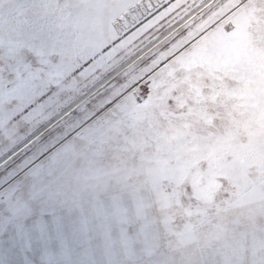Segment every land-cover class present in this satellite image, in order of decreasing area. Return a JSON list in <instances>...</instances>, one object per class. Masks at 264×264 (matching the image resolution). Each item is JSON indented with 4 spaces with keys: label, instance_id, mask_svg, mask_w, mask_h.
Returning <instances> with one entry per match:
<instances>
[{
    "label": "snow or ice",
    "instance_id": "snow-or-ice-1",
    "mask_svg": "<svg viewBox=\"0 0 264 264\" xmlns=\"http://www.w3.org/2000/svg\"><path fill=\"white\" fill-rule=\"evenodd\" d=\"M204 2L0 0V264H242L264 232V0L130 59Z\"/></svg>",
    "mask_w": 264,
    "mask_h": 264
},
{
    "label": "rangeland",
    "instance_id": "rangeland-1",
    "mask_svg": "<svg viewBox=\"0 0 264 264\" xmlns=\"http://www.w3.org/2000/svg\"><path fill=\"white\" fill-rule=\"evenodd\" d=\"M245 2H247V0H245ZM204 4H203L204 6H202L201 8L200 7L192 8L189 11V13L183 17V19L187 18L191 13H193L194 10H197V12L195 11L196 13L195 14L193 13V15L191 17H197V19L193 22V24L199 23L200 22L199 18L201 15H203L204 18H207V15L211 14L209 12V7H208L209 5H211V9L213 11H215V10L219 9L224 4V0H209V2H208V0H205ZM165 7H166V5H165ZM161 10H163V9H161ZM180 11H181L180 9H177L176 12H173L170 14V17L172 18L173 16H176L177 13ZM191 17L189 16V18L187 20L182 22L171 33H169L163 39L161 38L162 40H160L159 42L157 41L158 43L155 44L154 42L157 40V38L159 36H161L168 29L175 26V24L181 22L183 19H177L171 26L168 25V27L164 28L158 36L153 37L147 43L141 44L140 47L136 50V54L138 55L140 52L145 50V48H147L149 45L154 43L152 45V47H149L143 53H141L145 56V59H148L149 53L155 52L156 54H159V52L164 51L171 44L175 43L176 41H179L182 38V36L185 35L186 29H185L184 25ZM128 59L129 58H127L125 60V63L128 62ZM93 99L96 100V99H99V97H94ZM259 223L264 224V220H261ZM237 228L239 231H248L249 230L248 222L246 220H242L240 222V224L237 226ZM261 240H264V232H258L256 234L255 240H253L251 237L248 239L247 243L243 246V248L241 250V262H242V264H254V262L259 258L256 243H257V241H261Z\"/></svg>",
    "mask_w": 264,
    "mask_h": 264
},
{
    "label": "crops",
    "instance_id": "crops-1",
    "mask_svg": "<svg viewBox=\"0 0 264 264\" xmlns=\"http://www.w3.org/2000/svg\"><path fill=\"white\" fill-rule=\"evenodd\" d=\"M169 19H171L170 16H169V17H166L164 20H162V21L160 22V24L157 26V27L159 28L158 31H157L156 29H152L149 33H146L145 36H146V37H149L150 39H152L153 37L158 36V35L162 32V30H163L164 28L168 27V20H169ZM175 25H176V24H175ZM173 27H174V26H173ZM170 29H171V28H170ZM170 29H168L167 31H165L162 35L166 34ZM172 31H173V30H172ZM172 31H171V32H172ZM171 32H169V33H171ZM169 33H168V34H169ZM168 34H166L165 36H167ZM162 35H161V36H162ZM161 36H159V37H161ZM165 36H164V37H165ZM159 37H158V38H159ZM164 37H162V39H163ZM158 38H157V39H158ZM150 39H145L144 37H141V40L143 41V43H147L148 41H150ZM162 39H160V40H162ZM160 40H159V41H160ZM159 41H158V42H159ZM158 42H156V43H158ZM137 43H139V41H138ZM143 43H142V44H143ZM156 43H155V44H156ZM140 45H141V44H140ZM151 47H152V46H151ZM136 55H137V54H136ZM136 55H135V56H136ZM135 56H134V57H135ZM132 58H133V57H132ZM132 58H131V59H132ZM126 59H127V58H126ZM126 63H127V62H126Z\"/></svg>",
    "mask_w": 264,
    "mask_h": 264
},
{
    "label": "water",
    "instance_id": "water-1",
    "mask_svg": "<svg viewBox=\"0 0 264 264\" xmlns=\"http://www.w3.org/2000/svg\"><path fill=\"white\" fill-rule=\"evenodd\" d=\"M208 1H209V0H208ZM195 11H196V10L193 11L194 14L197 12V11H196V12H195ZM192 15H193V14H191V16H192ZM191 16H190V17H191ZM188 18H189V17H187V19H188ZM187 19H186V20H187ZM184 21H185V20H184ZM184 21H183V22H184ZM181 23H182V21L179 22V23H177V24H176L174 27H172V28H171L166 34H168L169 32H171L172 30H174V29H175L176 27H178ZM166 34H165V35H166ZM138 56H139V55H136L135 57L132 58V60H135L136 57H138Z\"/></svg>",
    "mask_w": 264,
    "mask_h": 264
},
{
    "label": "bare ground",
    "instance_id": "bare-ground-1",
    "mask_svg": "<svg viewBox=\"0 0 264 264\" xmlns=\"http://www.w3.org/2000/svg\"><path fill=\"white\" fill-rule=\"evenodd\" d=\"M208 2H209V1H208ZM205 4H206V3H205ZM205 4H204V5H205ZM204 5H203V6H204ZM200 8H201V7H200ZM196 11H197V10H196ZM191 14H193V13H191ZM191 14H190L189 16H191ZM189 16H188V17H189ZM186 19H187V18L183 19L182 22H183L184 20H186ZM164 36H165V34H164L163 36H161L160 38H158L154 43H156L157 41H159V40H160L162 37H164ZM154 43H152V44L149 45L147 48H145V50L148 49L149 47H151ZM145 50H143L142 52H140L138 55H140L141 53H143Z\"/></svg>",
    "mask_w": 264,
    "mask_h": 264
}]
</instances>
